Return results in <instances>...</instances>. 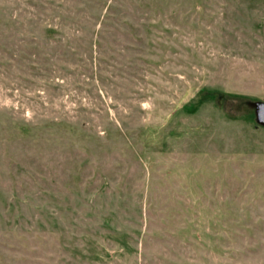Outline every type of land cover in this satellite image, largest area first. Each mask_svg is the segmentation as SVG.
<instances>
[{
  "label": "rangeland",
  "instance_id": "rangeland-1",
  "mask_svg": "<svg viewBox=\"0 0 264 264\" xmlns=\"http://www.w3.org/2000/svg\"><path fill=\"white\" fill-rule=\"evenodd\" d=\"M264 0H0V264H264Z\"/></svg>",
  "mask_w": 264,
  "mask_h": 264
},
{
  "label": "water",
  "instance_id": "water-1",
  "mask_svg": "<svg viewBox=\"0 0 264 264\" xmlns=\"http://www.w3.org/2000/svg\"><path fill=\"white\" fill-rule=\"evenodd\" d=\"M250 106L254 109L256 122L264 127V102H251Z\"/></svg>",
  "mask_w": 264,
  "mask_h": 264
}]
</instances>
